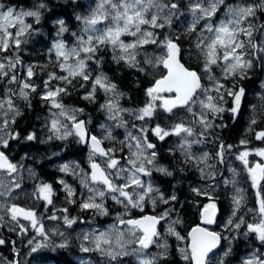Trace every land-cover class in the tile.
<instances>
[{
	"label": "snow or ice",
	"instance_id": "1",
	"mask_svg": "<svg viewBox=\"0 0 264 264\" xmlns=\"http://www.w3.org/2000/svg\"><path fill=\"white\" fill-rule=\"evenodd\" d=\"M39 7L44 8L45 5L41 4ZM180 7L175 0H98L95 8L87 16L78 15L76 17L77 20L82 21L84 27L82 34L72 33L76 39L75 45L69 47L63 40H57L52 49H49L50 52L54 50L58 67L66 75L51 72L48 73V79L44 82L46 91L41 95V99L49 102L51 108L59 110L58 113H53V116L57 118L51 120L50 131L53 135L48 139L64 140L75 136L79 143L87 144L90 148L88 160L91 172L82 181L90 195L82 202V209H94L101 215H107L108 209L104 201L110 196L126 210L130 208L143 210L146 198L155 205L156 199L153 194L159 192V189L154 188L151 183L145 184L141 177L151 176L153 170L164 176L173 175L168 168L158 165L157 145L148 139L147 128L141 127L139 134L129 131L125 139L119 142L121 152L125 148L128 149L129 154L122 157L126 161L125 166L121 164L120 159L115 157L114 147L105 148L102 146V141L95 135L89 136L85 122L77 120V111L83 110L69 109L60 101L61 94H67V87L57 86L53 89L49 86L53 80L62 81L65 85H71L77 77L85 82L91 80V91L84 96V99L95 100L98 90H103L106 95L110 94V99L101 107L109 113V119L119 122L118 127L127 128V121L123 120L122 113L129 112V110L119 107L118 99L123 96V93L118 90L117 84L102 72L93 78L88 70L89 61H94L99 65L100 58L97 54L102 48L111 47L114 53L112 59L116 63L123 62L138 72L147 74L148 68L156 69L161 66L166 70V74L159 73V78L154 80L151 87L145 89L147 103L131 114L136 120L144 121L154 117L158 108L173 115H176L175 109H185L191 115L189 123L186 124L181 119L170 129L162 128L157 124L151 132L161 141L170 135L182 137L179 149L186 161L194 162L202 176L215 177V172H205V167L212 168V165L208 164L211 159L210 155L205 152L201 156H196L191 152V147L193 144L202 143L203 139L207 138L208 130L214 126L213 120L225 111L220 103L225 101V96L233 99V106L228 110L233 114L240 111L245 89L238 87L237 81L247 78L249 70L255 67L257 60L264 62V55H261L264 54V39H262L264 38V23H256L257 12L264 13V0L260 3H228L227 0H194L190 3L189 11L192 20L186 29V34L189 36L196 34L194 43L190 45L195 51L190 55L195 56L198 66L181 62L183 59L180 43L182 34L164 35L161 38V33L156 31L170 27ZM221 10H223V18L218 17ZM40 15L38 9L18 11L12 7L5 8L4 4H0V54H3L0 55V81L19 85L17 91L8 89L7 94L0 97V133H3L0 135V146L3 148L9 147V139L19 138V133L13 134L8 131L9 125L15 123V118L21 114L13 97L29 101L31 93L37 90V85L31 79L35 75L33 66H28L26 78H21L17 71L21 60L19 55H15L12 50H20L22 43H26L21 38L33 31L32 25L25 23V18L34 17L38 24ZM201 21L204 23L201 24ZM56 23L59 25L58 36L68 31L63 19ZM101 24L104 27L98 28L97 25ZM122 37H131V40L126 42ZM145 45H156L160 48L161 54L144 53L143 60L138 59L141 55L140 50ZM217 68L220 69V77L224 81H232L231 87H226L225 83L217 77L215 74ZM205 79L210 86L203 83ZM212 92L216 95H211ZM201 95L204 96L203 99L200 98ZM197 104L199 111L194 110ZM58 117H64L71 123H64ZM251 123H256L255 118ZM197 126L200 131H197ZM132 127L136 128V125L133 124ZM61 128L64 130L61 131ZM189 137L203 139L190 140ZM107 138L114 139L110 132ZM24 139L35 141L37 136L35 133H29ZM256 139L264 140V131L258 132ZM241 143L245 144L246 141H241ZM231 147L223 143L219 145L216 156L220 162H223L225 151ZM249 154L248 151L241 152L237 159L241 160L247 168L253 187L260 189V181L264 180V162L248 167ZM256 155L264 158V149L256 150ZM97 157L103 158L102 161L98 162ZM59 170L67 173L69 165L64 164ZM18 171V165L13 163L3 151H0V174L11 177L7 183L0 179V213H2L0 222L4 221L7 216L19 226L21 232H27L28 229L19 222L21 219L29 221L31 228L43 241H50L53 235L63 237L65 234L58 229L51 230V234L46 231L44 223L40 221L33 209H26L11 202L15 199V191L21 188V183L14 176ZM116 180L123 182L117 184ZM58 182L63 185L67 197L71 198L76 195L63 179ZM194 191L198 195H208L207 192L201 193L198 189ZM261 191L264 189L256 193L258 208L248 209V212L254 214L253 222H246L244 216L241 215L235 221L230 218L225 227H231L245 238L254 235V238L264 245V196L261 195ZM53 195V186L50 183H41L36 189V197L45 201L46 205L53 204ZM159 198L164 203L177 199L175 195L165 199L162 193ZM243 200V195L237 190L233 196L235 206L233 217H236V212L240 210ZM74 202V200H69V203ZM216 210L217 206L214 202L204 206L201 214L204 224L215 223ZM62 212L67 213L68 209L64 208ZM167 216L168 213L165 212L160 216H143L139 219L118 217L119 224L127 226L126 230L101 231L92 236L86 234L83 240L88 241L92 247L82 246V251H97L117 264H122L121 257L129 255H134L138 264H161L168 254V245L166 241L157 243L162 239L157 225ZM48 219L55 221L61 217L53 214ZM62 219L64 225L69 228L76 222L74 218L66 214L62 216ZM178 222L173 221L167 232L183 240L185 238L173 226ZM242 226L246 227V231L240 233ZM188 238V247L181 248L180 252L183 260L189 261V264H212V259L216 255L214 250L220 246L222 239H228L219 232L209 231L199 226L191 230ZM237 238L238 236L232 237L233 240ZM34 241L35 237L28 243L31 245ZM4 243L5 241L0 239V245ZM154 244L162 251L156 254L149 252L148 250ZM133 245L135 247H132ZM46 246L42 242H36L31 251L36 252ZM57 246L65 248L68 244L65 240ZM231 252L232 248L229 246L223 255L227 257ZM7 264H13V262L8 261ZM218 264H225V261L220 259ZM242 264H264V253L253 252L243 260Z\"/></svg>",
	"mask_w": 264,
	"mask_h": 264
},
{
	"label": "trees",
	"instance_id": "2",
	"mask_svg": "<svg viewBox=\"0 0 264 264\" xmlns=\"http://www.w3.org/2000/svg\"><path fill=\"white\" fill-rule=\"evenodd\" d=\"M191 1L175 0L181 7L177 15L173 17L171 26L156 31L161 33V38L164 35L182 34L180 41L183 55L182 62L186 65L192 64L193 66H198L195 56L190 55V53L195 51L190 45L194 43L196 34H192L191 36L186 34V29L191 23V13L189 11ZM232 1L237 0H227V2ZM244 1L248 3L251 0ZM260 2L258 0L254 1V3ZM0 4H4L5 7L8 5L12 8L24 10L38 9L41 13L38 24L34 17L27 18L26 23L32 25L33 31L21 38L26 43H22L20 50H12L15 55H19L21 60V64L17 67L21 78H26L27 67L33 66L35 75L31 79L37 85V90L31 93L29 101L16 96L13 97L21 114L15 118V123L10 126V129L13 134L19 133V138L9 139L8 148L0 146V151H3L13 163L19 165V168L21 167V171H19V174H21L20 191H24V196L21 194L18 196L14 195L15 199L11 202L27 209H33L40 217L41 222L45 217L53 214L61 217L60 215H63L61 212L64 208L68 209L66 215L74 218L76 221L70 228L67 227L65 229L66 232L63 238L51 236L50 241H43L29 225H25L28 229L27 232L20 233V229L18 230L16 225L7 226L5 221L8 222V220L4 219L5 221L0 222V239L5 241L3 245H0V264H7L8 261H12L13 264H37L36 261L40 262L39 264H79L78 255H80V247L77 240V230H75L78 223L83 220L89 222L93 219L94 222L98 223L97 225H103L113 218L115 219V217L118 220V217L126 219L138 218L146 214H158V212L149 207L143 210L139 208L126 210L121 204L112 200L110 196L105 198V205L108 209L107 215L82 209L81 202L84 201L87 189L84 183H82L84 176L81 172L90 173L88 164L89 150L79 143L75 136H70V138L64 140L48 139L49 136L53 135L50 131L51 124L49 119L50 117L54 118L53 113H55V109L50 107L49 102L41 99V95L46 91L44 82L48 79V73L51 72H56L57 75H66L58 67L54 50L50 52L49 49H52L54 43L60 38L69 47H72L76 43V39L72 33L82 34L84 27L82 21L77 20L76 17L78 15L87 16L93 9L95 0H0ZM41 4H44L45 7L40 8ZM60 19L65 21L68 31L58 36L59 25L56 22ZM256 23H264V13L257 12ZM13 31L15 30L13 29ZM125 39L129 40L130 37H125ZM140 52L141 55L138 59L143 60L144 53L150 55L151 52L161 53V50L156 45H145ZM113 55L111 47L102 48L101 52L97 54L100 58L99 65L94 61H89L88 70L91 72L93 78L102 72L112 82L117 84L118 90L123 93V96L118 99L119 107L129 110V112H124L122 117L123 120L127 121V128L123 126L118 127L117 124L119 122L109 119V113L101 107V105H104L110 99V94L106 95L103 90H98L95 100L89 101L84 99V96L91 91V80L85 82L77 77L72 81L71 85H65L62 81L53 80L49 86L53 89L57 86L67 87V94L62 93L59 97L60 101L67 108L71 106L77 110L82 109L83 111H79L82 115L78 119L86 120L90 133L103 138L107 148L114 147L116 149L115 154L118 157L122 158L128 152L127 148L121 152V145L119 143L125 139L127 131H139L141 127L148 129V139L157 145L158 162L168 165L173 172L172 176H164L158 172H153L151 178L155 183L163 187L167 195L173 194L177 197L175 201H170L167 206L172 205V214L177 213V211H174V207L176 208L175 210H179V222H181L179 230L185 237L187 246V234L193 226L199 223L202 207H204L203 205L207 200L198 195L193 189L199 183L205 182L207 176L201 175L194 162L186 161L184 154L179 149L182 137L170 135L161 141L152 134L151 129L157 124L162 128L170 129L181 119L187 124L191 120V115L186 110H176L174 111L176 115H173L164 112L162 108H158L154 117L144 121L136 120L131 113L142 108L147 103L148 98L145 96V89L151 87L154 80L159 78L158 74L165 73V70L161 66L158 69L148 68L147 74L138 72L135 69L129 68L123 62L116 63L112 59ZM219 73L220 69H215L217 77L225 83L226 87H231L232 81H224ZM204 84L208 86L206 83ZM237 86L245 89V96L242 99L240 111L233 114L228 110L233 106V99L226 96V102H220L225 111L213 120L214 126L208 130L207 138L189 137L190 140L203 139L202 143L193 144L194 146L191 148L192 153L196 156H201L207 152L211 157L209 161L220 165L225 172V176H227L228 172L224 160L229 158L231 154L237 156L233 151H254L261 145V140L256 139V133L264 131V63L257 60L255 67L249 70L247 78L239 79ZM18 87L19 85L16 83L8 84L6 81H0L1 97L7 94L8 89L17 91ZM210 94L216 95L215 92ZM200 98L203 99L204 96L201 95ZM194 110L199 111L198 104L194 106ZM253 118L256 120L255 124L251 123ZM133 124L136 125V128L132 127ZM110 131L114 139L107 138L106 132ZM197 131H200L198 126ZM29 133H35L37 140H25L24 138ZM103 133L106 134V137L102 136H105ZM243 135L248 145H250L249 147L240 144ZM221 143L225 146H232L231 149H228L229 151H225L223 162H220L216 156ZM239 162L236 164L238 167L236 170L239 172L240 192L244 197L242 202L243 207L241 206L242 211L246 205L258 206L256 193L258 190L264 188L262 186L260 189L253 187L247 168L244 164L239 165ZM64 164L69 165L67 173L59 170ZM25 165H32L31 170L27 173L25 172ZM26 178L27 180H25ZM60 179H63L75 191L76 195L74 197H67L63 185L58 182ZM41 183L52 184L54 191L52 205H46L45 201L36 197V189ZM217 194L220 195L216 199L220 215L216 230L223 231L220 224L224 222L227 214L234 211L233 208L230 210V206H234L233 195L228 186L224 187L222 185L221 190ZM82 195L83 199H81ZM261 195L264 196V191H261ZM70 199L75 202L69 203ZM44 223L46 222L44 221ZM11 224L13 225V223ZM13 228L15 230H12ZM237 236L238 238L232 242V252L230 255L227 257L223 255L229 247L225 240L221 251L213 257L212 264H218L220 259H223L225 264H238L248 247L257 244L254 235L248 238H245L242 234ZM33 237H35V241L30 245L28 241L33 239ZM162 239L168 245V254L161 261V264H189V261L183 260L180 252L181 248L178 242H175V236L164 234ZM65 240L68 244L67 247L60 248L57 246L65 242ZM36 242H42L47 246L40 248L36 252H32L31 248L35 246ZM122 259L128 261L126 257Z\"/></svg>",
	"mask_w": 264,
	"mask_h": 264
},
{
	"label": "rangeland",
	"instance_id": "3",
	"mask_svg": "<svg viewBox=\"0 0 264 264\" xmlns=\"http://www.w3.org/2000/svg\"><path fill=\"white\" fill-rule=\"evenodd\" d=\"M191 2H194V0H192ZM237 2L247 3L244 0L243 1L242 0H237V1H232V2H229V3H237ZM97 3H98V0H95V4H94V6L92 8H95V6H96ZM248 3H250V2H248ZM7 7H10V6L7 5L5 8H7ZM14 9H16L18 11L19 10H24V9H17V8H14ZM218 17L219 18H223V10H221V13L218 14ZM27 18H30V17H27ZM27 18H25V23H26ZM191 20H192V15L190 17V22H191ZM203 23L204 22L201 21V24H203ZM97 27L98 28H103L104 25L103 24L97 25ZM122 39H124L126 42H128V41L131 40V37H130L129 40L128 39H125V37H122ZM58 40H61V38L58 39ZM160 54L161 53L151 52L150 55H160ZM262 55H264V54H262ZM156 69H158V68H156ZM219 75H220V73H219ZM205 80H206L205 83L208 86H210V84L207 81V79H205ZM1 96L2 95L0 93V97ZM69 109H75V108L70 106ZM54 112L55 113H58L59 110L58 109H55ZM76 115H77V119H78L82 115V113H80L79 111H77ZM10 116H11V114H10ZM122 117H123V113H122ZM54 118H57V117H54ZM54 118L50 117V119H49L50 124H51V120L54 119ZM58 118L62 122H64V123H67V124H70L71 123V121L65 120L64 117H58ZM11 125L12 124H10L9 125V128H8V131L9 132H11V129H10V126ZM63 130L64 129L61 128V131H63ZM129 131H127V132H129ZM106 133H107V135H109V132H106ZM110 133H111V131H110ZM133 133L134 134H139V131H135ZM103 134H105V133H103ZM0 135H3V133H0ZM102 136L103 137H106V134H105V136L104 135H102ZM5 138H8V137L5 136ZM241 141H246V138L244 137V135H243V137L240 140V144L241 145H244V146H247V147L250 146V145H248L247 142L245 144H242ZM193 146L194 145H192V147ZM258 149H264V140H261V145H260V147ZM246 151H248L250 153L249 156L247 157V159L249 161L248 167H254L257 163L264 162V158L256 155V150H254V151L246 150ZM233 152H235L237 154V156L236 155L233 156L231 154V152H230L231 156L230 157L228 156L229 158H227L226 160H224L225 167H226L227 172H228L227 176H225V174H224L225 172L223 171V168L220 165H216V164L211 163L210 161H208V164L212 165V168L205 167V172L206 173L215 172V177L213 178V177H211L209 175H206L207 176L206 181L205 182H202V183H199L197 185V188H194V189L200 190L201 193H204V192H207L208 193V195L200 194L202 197H204V198L207 199L205 201V203H204L203 206H205V205H207L209 203H213V202L217 205L216 199L220 197V195L217 194V193L219 192V190H221V185L224 186V187L225 186H228L229 189H230V191L232 192V195L233 196L235 195V193H236L237 190L240 191V184H239L240 183V178H239V172L236 170L238 168L236 164H237L238 161H240L239 162V165L243 164V162L241 160L237 159L238 155L241 152H239V151H233ZM128 154L129 153L126 152L123 155V157L127 156ZM115 157L117 159H120L121 160V164H124L126 166V161L123 158L118 157L116 154H115ZM102 159L103 158H100L99 162H101ZM157 163H158V165L163 166V167H166V168H168L170 170V168L168 167V165L162 164L161 162H158V160H157ZM202 167H204V165H202ZM24 168H25V172L27 173V172H29L31 170L32 165H25ZM19 171H21V167L19 168ZM19 171H18V173L14 174V176L20 182V175L21 174H19ZM81 173L84 176V180H85L86 179V175H87L86 173L87 172H84L83 173V171H82ZM248 174H249V172H248ZM0 179H3L5 181V183H7L8 180L11 179V177H5L3 174H0ZM141 179L145 182V184L151 183L154 188H158L159 189V192L153 194L154 198L156 199L155 205L152 203V201L150 199H147L146 198V200H145V202L143 204V209L149 207L150 209L158 212V214H156L157 216L163 215L165 212L168 213L167 218L165 220H163V228L161 229V234H162V238H163V235L164 234H168L167 229H168V227L170 225H172L173 221H179V215H180L179 212H178L179 210H175L176 208L174 207V211L175 212L177 211V213L176 214H172V210H173L172 209V205H170L169 207L167 206V204H169L171 200L169 201V203H164L162 200H160L159 197H160V194L161 193L163 194V196H164L165 199H168L171 196L170 195H167V193L160 187V185L157 184V183H155L153 181V179L151 178V176H142ZM250 179H251V176H250ZM25 180H27V178ZM28 180H29V178H28ZM115 182L117 184H119V183H122L123 181L116 180ZM260 186H262L264 188V180H261L260 181ZM19 194H21V195L24 196V191H20V189H17L15 191L14 195H17L18 196ZM88 195H90V193L88 192V189H87V194H86V196H84L85 198L82 195L81 199L84 198V200H85L88 197ZM210 197H211V199H210ZM146 202H148V203L146 204ZM104 203H105V201H104ZM105 207H106V205H105ZM232 208L234 210L235 206H230V210ZM241 208H240V210L238 212H236V217H233V215H232L233 212L232 213H229V214H227L225 216L224 222H222L220 224V227L223 229L222 232L224 233L225 237H228V239H226L227 246L228 245L229 246L232 245V242H233L232 237L237 236V235H240L234 229H232L231 227H229V228H226L225 227V225H227L228 220L231 218V219H233L235 221L236 218H238L239 216L243 215L246 222H249V223L250 222H253L254 214L251 213V212H248V209H255V208H258V206H254L253 207V206L246 205L245 208L242 211H241ZM131 209H135V208H130L128 210H131ZM88 210H94V209H88ZM128 212H130V211H128ZM65 214H63V215H65ZM63 215H60L61 216V219H59V220H55V221L52 220L50 222L48 221V223H44L45 219L42 221V223H44V224L47 225L46 228H48L50 234H51V230H53V229H58L60 232H63L65 234L66 230H63L62 227H61V222H63V219H62V216ZM5 217H6L5 219L8 220V222L4 220L7 226H15V222H12L7 216H5ZM116 218L117 217H115V219L113 221H110L109 223H106V224L101 225V226L97 225L98 223H96L94 221L87 222V221H84V220H83V223L84 222H87V224H85V225H77L76 226L75 230H77V240L79 241L80 252L83 253L80 256L81 258H80L79 264H117V262L110 261V258L103 256L101 253H99L97 251H89V252L82 251V246L92 247V245L88 241H84L83 240V236L86 235V234L89 235V236H92L93 234L99 233L101 231H116L117 229H124V230H126L127 227H119L118 226V221L119 220H117ZM11 223H13V225ZM19 223L22 224V225H24V226L25 225H29L31 227L29 221H26V220L21 219ZM180 224H181V222H178V223L174 224L173 226L175 227V230L177 232H179L181 236H183L182 233H181V231L179 230V225ZM16 227H18V230L20 229L19 226L16 225ZM240 231H241V233H243L244 231H246V227H242ZM20 233H21V231H20ZM53 236H55L57 238H63L65 235L63 237H61L59 235H53ZM173 236H175V235H173ZM164 242H165L164 239H162L161 241H159V240L157 241L158 244L159 243H164ZM175 242L176 243L178 242L180 248H187L188 247V246H186V239L179 240V239L176 238L175 239ZM132 247H135V245H133ZM154 248H156L155 251H154ZM157 250H158V252H157ZM148 251L151 252V253H153V254H156V253L161 252L162 249L161 248H158L156 246V244H154V245H152L150 247V249ZM253 252L264 253V248H260V247L253 248L252 251H250L246 255L245 258L249 257ZM126 258H128V261H124L122 259V257L120 258V261L122 262V264H138V261H137V259H136V257L134 255H129ZM242 262H243V260H242ZM242 262L240 264H242ZM36 263L39 264L40 262L36 261Z\"/></svg>",
	"mask_w": 264,
	"mask_h": 264
},
{
	"label": "water",
	"instance_id": "4",
	"mask_svg": "<svg viewBox=\"0 0 264 264\" xmlns=\"http://www.w3.org/2000/svg\"><path fill=\"white\" fill-rule=\"evenodd\" d=\"M182 62V61H181ZM183 63V62H182ZM165 70V69H164ZM166 71V70H165ZM166 74V73H165ZM176 110V109H175ZM85 122V121H84ZM85 126H86V129H87V125H86V123H85ZM88 131V130H87ZM99 139V138H98ZM84 146H87V144H84ZM102 146L104 147V145H103V143H102ZM203 212V211H202ZM202 214V213H201ZM146 216H153V215H146ZM216 219H217V211H216V215H215V223H216ZM162 222V221H161ZM161 222H160V224H161ZM215 223H213V224H211V225H207V224H204L203 223V220H202V215H201V221H200V224L198 225L199 227H205V228H207L209 231H212V230H210L209 229V227H211V226H213ZM160 224L159 225H157V230L159 231V227H160ZM120 226H123V225H120ZM198 226H196V227H198ZM195 228V227H194ZM193 229V228H192ZM191 229V230H192ZM191 230L189 231V233L191 232ZM189 239V238H188ZM222 242H223V239L221 240V243H220V246L217 248V249H215L214 251H217V250H219L220 248H221V246H222Z\"/></svg>",
	"mask_w": 264,
	"mask_h": 264
},
{
	"label": "bare ground",
	"instance_id": "5",
	"mask_svg": "<svg viewBox=\"0 0 264 264\" xmlns=\"http://www.w3.org/2000/svg\"><path fill=\"white\" fill-rule=\"evenodd\" d=\"M192 150V149H191ZM192 152V151H191Z\"/></svg>",
	"mask_w": 264,
	"mask_h": 264
}]
</instances>
